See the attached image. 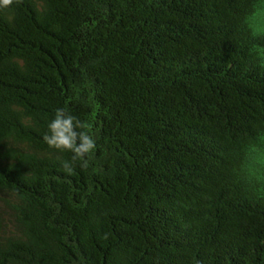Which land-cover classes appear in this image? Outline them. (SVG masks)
Masks as SVG:
<instances>
[{"label":"trees","instance_id":"trees-1","mask_svg":"<svg viewBox=\"0 0 264 264\" xmlns=\"http://www.w3.org/2000/svg\"><path fill=\"white\" fill-rule=\"evenodd\" d=\"M0 264H264V0L0 7Z\"/></svg>","mask_w":264,"mask_h":264},{"label":"clouds","instance_id":"clouds-1","mask_svg":"<svg viewBox=\"0 0 264 264\" xmlns=\"http://www.w3.org/2000/svg\"><path fill=\"white\" fill-rule=\"evenodd\" d=\"M12 0H0V7L7 6ZM90 125L79 120L65 108H57L47 123L43 142L52 149L72 153L71 162H63L68 173L73 171L72 162L79 161L81 168L89 166L88 157L95 150L96 140L88 129Z\"/></svg>","mask_w":264,"mask_h":264}]
</instances>
